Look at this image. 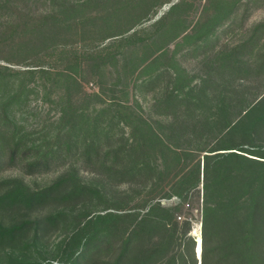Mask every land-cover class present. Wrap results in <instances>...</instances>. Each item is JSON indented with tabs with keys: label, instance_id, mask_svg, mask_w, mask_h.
<instances>
[{
	"label": "trees",
	"instance_id": "1",
	"mask_svg": "<svg viewBox=\"0 0 264 264\" xmlns=\"http://www.w3.org/2000/svg\"><path fill=\"white\" fill-rule=\"evenodd\" d=\"M206 1L210 8L205 6L203 18L191 33L181 14L183 3L177 2L163 14L154 12V20L144 29L124 37L149 21L147 16L129 30L100 40L138 36L133 44L144 45L140 56H136L138 50L120 54L131 63L132 74L152 78L157 75V65L165 64L173 87L164 103H184L187 114L191 107L200 119L199 126H194L200 136L196 134L188 146L170 141L181 137V128L171 124L157 129L127 101L116 97V84L107 89L111 93L108 98L101 86L90 93L84 89L80 76L85 67L103 71L101 61L108 55L104 50L79 51L73 43H60L57 32L64 21L58 15L62 11L38 16L16 12L15 18L4 19L0 31V158L7 154L12 163L17 157L28 159L32 153L35 158L26 165L28 173L47 171L60 161L72 163L69 172L42 189L31 190L19 180L2 183L1 209L30 211L50 200L64 206L41 222L24 219L0 224V245L17 243L29 229L36 239L41 225L60 223L66 233L58 251L63 249L65 258L57 264H79L86 253H92V258L84 264H151L165 259L171 264H264V79H255L264 74V51L260 48L264 21L250 29L247 39L220 53L213 64H205L202 77L196 79L180 66L177 48L193 44L198 50L204 46L224 23L237 18L244 0ZM8 8L7 1L0 2V11ZM74 25L66 23L68 29ZM177 39L170 51L168 46ZM18 51L24 57L16 61L13 54ZM215 72L252 74L255 78L253 82L239 78L235 85L232 79L225 80L213 93L211 74ZM37 88L52 99L59 117L50 121V126L29 132L23 118L15 117L24 111ZM120 92L127 94L126 90ZM74 159L92 166V174L98 170L95 174L110 179L83 182ZM114 179L117 184L142 179L150 190L133 206L132 196L125 205L116 206L104 191L106 183ZM194 192L202 200L200 261L188 235L190 223L183 222L181 233L178 222V214L190 207L188 197ZM57 194H61L59 199ZM172 197L178 202L161 203ZM98 204L103 207L96 208ZM184 242L191 244L187 254L182 250ZM13 252L7 251L3 264H40ZM110 254H115L114 259L105 260ZM98 256L105 259L95 258Z\"/></svg>",
	"mask_w": 264,
	"mask_h": 264
},
{
	"label": "rangeland",
	"instance_id": "2",
	"mask_svg": "<svg viewBox=\"0 0 264 264\" xmlns=\"http://www.w3.org/2000/svg\"><path fill=\"white\" fill-rule=\"evenodd\" d=\"M5 1H7L9 8L8 10L0 11V31L4 29V24H2L4 19L7 16L15 18L16 12H18L17 14L24 13L30 16H38L45 13L54 14V12L62 11V14L58 15L64 21L62 29L57 32V40L60 43H73L74 47L79 51L83 49H92L98 52L104 50L103 52L108 55L106 59L101 61L103 71L95 72L91 68L87 69L85 67L83 74H81L80 78L85 83L84 89L88 93L98 91V86H101L105 98H108L111 93L107 89L114 83L117 85L118 91L116 97L127 101L152 126L162 129L164 126L168 127L174 124L176 128L182 129V131H178V135L181 136L180 138L172 137L170 139L172 143L177 146H188L193 143L191 142L192 140L196 139L195 135L197 133L196 131L194 132V126H199L200 124L197 113L190 107L189 114H187V106L184 103L174 104L175 106L164 103L165 96L173 87V79L170 73L165 70V64L161 62L157 65L158 72L155 77L144 78L138 76V72L132 74L133 67L131 63L123 60L120 56V54L123 55L132 50H138L139 54H136V56H140L144 51V45L133 44L138 36L129 40L122 39L121 36H116V38L113 37L103 42H100V40L107 35H117L120 32L129 30L132 27L131 25L137 22L139 18L143 19L147 16L150 19L149 21H144L140 26L137 25L132 30H129V33L125 34L124 37L141 28L144 29L154 20L151 19L154 12L158 11L159 15L163 14L172 3L177 2L183 3L181 14L185 16L187 32L191 33L192 27L203 18L205 6L210 8V5L206 4V0H145L146 3L141 0H0V2ZM65 17L66 19H64ZM263 21L264 0H244L237 10V18L230 19L224 23L225 25L216 31L214 38L210 39L204 46L197 48L198 50L195 49L193 44L181 45V47L177 48L176 58L189 76H196V79H199V77H202V72L206 69V67L203 68L205 64H213L220 53L228 51L233 46L242 42V40L247 39L250 35V29L255 24ZM67 22L75 23L74 27L68 29L66 27ZM262 37L260 48L264 51V32ZM179 40L177 39L168 46L170 51L175 49V43ZM13 56H15V60L17 59L16 61L24 57L20 51H18V54H13ZM113 56H116V59H113ZM253 61L256 62V59H253ZM93 62L95 60H92V64ZM125 65L126 68H124ZM14 68L18 69V67ZM123 69L126 70L124 71ZM211 75L212 78L214 77L212 80V83H214L210 87V91L213 93H216L220 89V85L225 80L232 79L235 85L239 78H245L249 82H253L255 78L252 74L248 76L247 74L243 75V73H239L237 76H229L225 74L218 75L215 72V74L212 73ZM260 78L264 79V74L255 79L257 81ZM253 86L256 87V84ZM124 88L127 92L125 95L120 92L121 90L125 91ZM29 97L24 111L18 113L15 117L16 119L23 118V125L26 131H38L40 127L49 125L50 121L54 122L58 119L59 114L52 103V99L46 98L42 89L37 88ZM197 135L198 137L200 136V134ZM187 138L189 139L186 140ZM6 147H8V144H6ZM34 158L32 157V153L28 154V159L17 157L12 163H9L7 154H4L0 158V194L4 192L2 183L10 180H19L31 190L47 187L56 178L69 172L72 163L70 160L60 161L49 166L47 171L28 173L26 165ZM73 162L78 167L75 169L78 171V175L83 182L92 184V182H100L101 177L104 179L101 182H106L108 181L107 179H110L106 175L95 174L99 172L98 170H95L92 174V166L82 164L79 159H74ZM141 180L137 179L132 184L128 182V184H117L116 179L109 180L104 187V191L109 195L110 202L116 206L125 205L124 203L128 200V196H132L134 202L130 206H133L150 190L146 186L147 182H141ZM190 194L188 197L190 207L180 211L178 215L181 216V219L178 222L181 233L183 231V222L188 221L190 223L188 235L194 242L193 250L195 253L197 235L201 237L202 200L201 195L199 196L195 192ZM59 196L61 194H57L56 198L59 199ZM161 201L163 205L171 204L165 200ZM63 206L60 201L50 200L30 211H15L8 208H0V224L7 226L9 224L20 223L24 219L41 222L50 213L62 209ZM102 207L103 205L98 204L96 208ZM24 233L25 236L17 239V243L5 241L0 245L1 264L7 261L6 253L10 250L14 251V256L21 255L23 258L39 262L40 264H46L47 262L57 264L64 261L63 249H61L62 252L58 251L59 243L66 233V229L62 224L41 225L36 232V239L34 238L33 229L26 230ZM33 241L36 242L33 243ZM190 245L186 242L183 243L182 250L185 254L190 251ZM175 250L176 248H173L171 252L175 254ZM114 255L110 254L106 259L101 256L95 258L101 257L110 261L114 259ZM90 258H92V253L84 254L79 258V264L86 263ZM151 264L171 263L165 259L163 262L156 260L151 262ZM186 264L192 263L188 261Z\"/></svg>",
	"mask_w": 264,
	"mask_h": 264
},
{
	"label": "water",
	"instance_id": "3",
	"mask_svg": "<svg viewBox=\"0 0 264 264\" xmlns=\"http://www.w3.org/2000/svg\"><path fill=\"white\" fill-rule=\"evenodd\" d=\"M199 249H198V244H196V248H195V253H196V258L199 259L201 258V237L199 238Z\"/></svg>",
	"mask_w": 264,
	"mask_h": 264
},
{
	"label": "built area",
	"instance_id": "4",
	"mask_svg": "<svg viewBox=\"0 0 264 264\" xmlns=\"http://www.w3.org/2000/svg\"><path fill=\"white\" fill-rule=\"evenodd\" d=\"M168 203H177L178 199L176 197H172L170 200L167 201ZM188 206V205H187ZM180 219V217L178 218Z\"/></svg>",
	"mask_w": 264,
	"mask_h": 264
},
{
	"label": "bare ground",
	"instance_id": "5",
	"mask_svg": "<svg viewBox=\"0 0 264 264\" xmlns=\"http://www.w3.org/2000/svg\"><path fill=\"white\" fill-rule=\"evenodd\" d=\"M199 238H200L199 235H197L196 244H198V249H199V241H200Z\"/></svg>",
	"mask_w": 264,
	"mask_h": 264
}]
</instances>
